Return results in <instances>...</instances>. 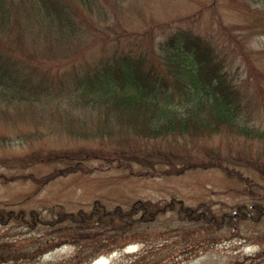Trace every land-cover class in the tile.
<instances>
[{
	"label": "trees",
	"instance_id": "trees-1",
	"mask_svg": "<svg viewBox=\"0 0 264 264\" xmlns=\"http://www.w3.org/2000/svg\"><path fill=\"white\" fill-rule=\"evenodd\" d=\"M126 1L0 0V113L32 118L47 113L46 129L58 125L81 142L71 152L45 154V160H60L70 171L84 170L92 158L129 169L137 164L158 175L214 168L245 181L247 193L258 200L219 216L173 198L165 203L137 199L128 208H107L94 200L89 209H59L49 217L35 209H0L1 222L47 230L29 251L0 242V263L31 259L68 242L123 246L139 226L166 210L180 220L216 227L264 217V189L255 193L251 186L258 183L235 169L243 167L264 181V127L251 122L254 95L264 89V48L251 58L249 45L253 35L264 33V0H196L194 12L170 20L149 15L140 26L122 18ZM219 6L241 19L224 20ZM205 11L215 23L206 32L188 23ZM97 44L101 52L87 56ZM41 133L34 129L20 136ZM214 137L221 141L208 145ZM240 137L245 147L233 153L230 140Z\"/></svg>",
	"mask_w": 264,
	"mask_h": 264
},
{
	"label": "rangeland",
	"instance_id": "rangeland-1",
	"mask_svg": "<svg viewBox=\"0 0 264 264\" xmlns=\"http://www.w3.org/2000/svg\"><path fill=\"white\" fill-rule=\"evenodd\" d=\"M129 3L133 5L127 7ZM123 5L121 16L128 19L131 26H140L139 21L149 15L170 20L198 8L196 0H127ZM218 9L224 20L237 22L241 19L229 7L219 6ZM210 14L205 11L188 23L206 32L215 25L210 22ZM249 45L253 47L251 58L261 56L263 52L259 51L264 48V33L253 35ZM100 50L97 44L86 55L93 56ZM236 57L248 77L245 61L240 54ZM43 61L47 63L53 59L44 58ZM252 62L258 66L257 62ZM252 86L251 83L249 95L254 94ZM3 91L0 70V100ZM254 96L256 107L251 113V122L264 127V89L256 91ZM12 113L9 117L0 113V138L6 136L5 140L0 139V209H35L41 216L49 217L59 209H89L94 200H99L107 208L116 205L128 208L137 199L165 203L173 198L219 216L222 211L233 213L238 206L250 207L258 200L254 193H247L249 185L245 181L227 178L214 168L158 175L150 174L137 164H132L129 169L116 166L115 162L108 165L107 161L92 158L86 161L84 170L70 171L60 160H45V154L50 151L71 152L81 142L68 137L57 128L58 125L46 129L51 119L47 113L38 114L37 118L23 112ZM37 122L44 124L38 126ZM34 129L42 133L29 139L20 136ZM218 141L221 139L214 137L206 143L213 146ZM230 141L233 153L245 147L242 137ZM255 144L252 148L256 147ZM20 157L22 159L18 160ZM235 169L256 181L259 186L251 187L257 188L253 190L255 193H262V179L243 167L236 166ZM138 228L137 234L128 236V243L124 246L110 249L102 242H68L31 259L10 264H264V218L259 221L240 219L231 226L216 227L203 221L180 220L174 211L166 210ZM45 233L47 230L41 226L30 230L17 221H0V242H10L21 251L33 249L45 239Z\"/></svg>",
	"mask_w": 264,
	"mask_h": 264
}]
</instances>
